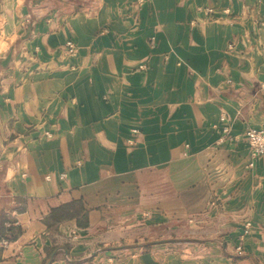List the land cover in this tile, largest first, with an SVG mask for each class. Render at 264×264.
Returning a JSON list of instances; mask_svg holds the SVG:
<instances>
[{
    "label": "crops",
    "instance_id": "0c3cea01",
    "mask_svg": "<svg viewBox=\"0 0 264 264\" xmlns=\"http://www.w3.org/2000/svg\"><path fill=\"white\" fill-rule=\"evenodd\" d=\"M249 129L264 0H0V264H264Z\"/></svg>",
    "mask_w": 264,
    "mask_h": 264
},
{
    "label": "built area",
    "instance_id": "2783aa9c",
    "mask_svg": "<svg viewBox=\"0 0 264 264\" xmlns=\"http://www.w3.org/2000/svg\"><path fill=\"white\" fill-rule=\"evenodd\" d=\"M204 12L206 14H210V13H212V10H204ZM64 49H65L66 53L69 55H73L76 51L75 45L73 43H70V42L65 43ZM220 121H222V122L225 121L224 115H222L220 117ZM224 132L228 133V128H225ZM133 133H136V131L134 130ZM245 139H246L248 148L250 150L251 161H253L257 157L264 154V129H258V130L249 129L245 133ZM248 166L251 167L252 162L249 163ZM65 177H66L65 174L60 175V179H64ZM249 227H250V223H248V222L245 223V229H247ZM7 244L8 243L5 240L0 242V245L2 247L7 246Z\"/></svg>",
    "mask_w": 264,
    "mask_h": 264
},
{
    "label": "water",
    "instance_id": "95a60500",
    "mask_svg": "<svg viewBox=\"0 0 264 264\" xmlns=\"http://www.w3.org/2000/svg\"><path fill=\"white\" fill-rule=\"evenodd\" d=\"M141 262L143 264H151V261L149 259V255H143L141 258H140Z\"/></svg>",
    "mask_w": 264,
    "mask_h": 264
}]
</instances>
